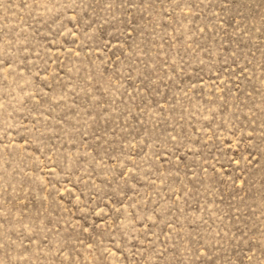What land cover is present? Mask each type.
<instances>
[{
	"label": "rangeland",
	"instance_id": "obj_1",
	"mask_svg": "<svg viewBox=\"0 0 264 264\" xmlns=\"http://www.w3.org/2000/svg\"><path fill=\"white\" fill-rule=\"evenodd\" d=\"M0 264H264V0H0Z\"/></svg>",
	"mask_w": 264,
	"mask_h": 264
}]
</instances>
